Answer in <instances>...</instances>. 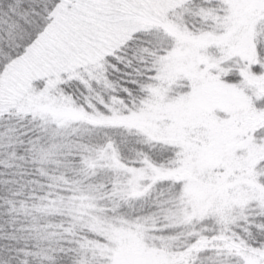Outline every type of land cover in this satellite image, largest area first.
Here are the masks:
<instances>
[{"label": "snow or ice", "instance_id": "obj_1", "mask_svg": "<svg viewBox=\"0 0 264 264\" xmlns=\"http://www.w3.org/2000/svg\"><path fill=\"white\" fill-rule=\"evenodd\" d=\"M0 264H264V0H0Z\"/></svg>", "mask_w": 264, "mask_h": 264}]
</instances>
